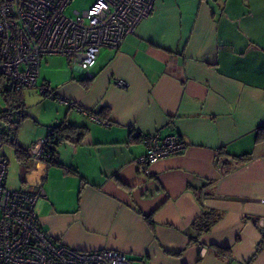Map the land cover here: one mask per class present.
<instances>
[{"label": "crops", "instance_id": "crops-1", "mask_svg": "<svg viewBox=\"0 0 264 264\" xmlns=\"http://www.w3.org/2000/svg\"><path fill=\"white\" fill-rule=\"evenodd\" d=\"M60 57L44 55L23 90L37 106L25 103L16 141L27 149L63 122L85 135L57 144L52 163L12 146L20 185L8 189L43 188V230L76 250H120L131 264H264L255 225L264 217V0H156L118 48L100 49L91 77ZM57 60L69 65L62 74L47 71ZM45 83L54 96L39 92ZM154 132L186 146L143 166L142 134ZM208 210L217 221L191 240Z\"/></svg>", "mask_w": 264, "mask_h": 264}, {"label": "built area", "instance_id": "built-area-1", "mask_svg": "<svg viewBox=\"0 0 264 264\" xmlns=\"http://www.w3.org/2000/svg\"><path fill=\"white\" fill-rule=\"evenodd\" d=\"M72 0H0V75L15 91L35 86L41 58L66 57L87 77L102 47L118 48L137 25L155 8L156 0H93L86 9L65 10ZM126 86L125 81L117 82ZM43 94H53L45 83ZM59 101L70 106L74 102ZM78 108V107H77ZM79 109V108H78ZM145 150L137 159L146 165L176 155L186 143L177 135L160 137L142 134ZM1 148V143H0ZM32 160L49 159L45 139L29 145ZM7 165L0 158V264H131L125 253L115 249L76 250L51 238L35 212L42 187L37 192L10 190L5 186ZM264 235V217L255 222Z\"/></svg>", "mask_w": 264, "mask_h": 264}, {"label": "trees", "instance_id": "trees-1", "mask_svg": "<svg viewBox=\"0 0 264 264\" xmlns=\"http://www.w3.org/2000/svg\"><path fill=\"white\" fill-rule=\"evenodd\" d=\"M22 92L23 91H15L8 81L0 75V95L3 100V103L0 104V143L1 146L4 143L12 145L19 158L27 159L30 158L28 153L29 146L25 149L19 146L16 141L18 126L28 115L26 113ZM104 111H106V109ZM85 132L86 127L84 126H76L64 122L53 126L44 138L45 149L49 154V163L54 161L53 155L57 144L63 141L79 143L85 135ZM0 158L3 159L7 165L5 157L0 155ZM144 217L149 224L153 223L151 215ZM218 217V213L214 211H204L192 222L194 234L190 239L196 240L203 232H207L217 221Z\"/></svg>", "mask_w": 264, "mask_h": 264}, {"label": "rangeland", "instance_id": "rangeland-1", "mask_svg": "<svg viewBox=\"0 0 264 264\" xmlns=\"http://www.w3.org/2000/svg\"><path fill=\"white\" fill-rule=\"evenodd\" d=\"M92 1L93 0H72L70 2V4L68 5V7L66 8L65 12L69 16H72V15H74V10L82 11V10L86 9L88 7V5ZM60 58L63 59L64 57L62 56ZM67 66H69V65H66L63 62V60H57L53 65H50L49 67H47V71L49 70L53 74L54 73L58 74V73H61V72H56L57 70L64 71ZM70 68L73 69V66H70ZM27 90H28V88H27ZM27 90L24 92V95H25V103L27 105V110H29V111H35V108L37 106V104H36L37 103L36 102L37 99L35 101L34 98H36L38 95H35L33 93H30ZM2 103H3V100H2V97L0 95V104H2ZM0 154H4L7 157V159H9V162H8V169L9 170H8V179H7V183H6L7 186L6 187L7 188H18L19 185H20L19 176H17V174L15 172H12V171H14V166H15L12 145L7 144V143H4L1 146V148H0Z\"/></svg>", "mask_w": 264, "mask_h": 264}]
</instances>
